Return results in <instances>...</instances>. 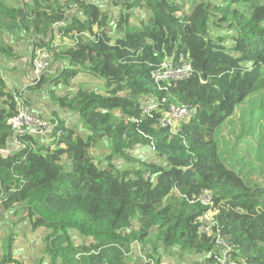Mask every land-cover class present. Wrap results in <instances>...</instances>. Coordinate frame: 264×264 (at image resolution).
Returning a JSON list of instances; mask_svg holds the SVG:
<instances>
[{"label":"trees","instance_id":"trees-1","mask_svg":"<svg viewBox=\"0 0 264 264\" xmlns=\"http://www.w3.org/2000/svg\"><path fill=\"white\" fill-rule=\"evenodd\" d=\"M181 1L0 0V55H14L7 37L17 33L30 39L32 60L41 49L59 67L24 90L31 97L53 82L46 139L14 133L16 104L0 79V216L22 214L33 232H48L51 264H130L139 244L147 264L168 262L164 254L217 264L212 237L200 233L207 209L192 203L205 191L234 263L264 264V0H195L190 11ZM179 55L191 77L157 85L154 72ZM81 75L103 87L74 88ZM171 104L198 113L161 127ZM228 125L242 129L233 158L221 152ZM102 142L106 166L93 155ZM11 144L17 150L2 154ZM13 239L0 264L17 263Z\"/></svg>","mask_w":264,"mask_h":264},{"label":"rangeland","instance_id":"rangeland-1","mask_svg":"<svg viewBox=\"0 0 264 264\" xmlns=\"http://www.w3.org/2000/svg\"><path fill=\"white\" fill-rule=\"evenodd\" d=\"M21 1L30 2V0H7L8 6H18ZM91 2L104 4L105 0H89ZM107 1V0H106ZM182 5H188L187 10H191L194 6L195 0H182ZM188 3V4H187ZM140 15H137L134 19L136 23H139L141 20ZM143 18V17H142ZM10 43L15 47L14 55H0V79L6 82L9 88H15L18 91L24 92L26 86L30 83V74L29 71L31 69L32 62V53L30 47V39L26 38V36H22L21 34L15 33L11 37H7ZM59 68V67H58ZM57 66L47 72L46 74L49 76L56 77L58 75ZM102 81L94 79L92 77H87L85 75L79 76L75 81H73L72 86L74 88H93L100 89L103 87ZM53 86V82L48 84L47 91H41L36 95H32L26 98L34 105V110H38L42 116L50 121L53 119V112L57 109V105L54 103L53 99L50 95V90ZM59 90V89H57ZM25 93V92H24ZM26 94V93H25ZM257 100L260 99V96L256 97ZM242 110H238L237 118L235 119L240 125L242 118L239 117L244 114L243 109H247L250 111V107L241 108ZM64 114V115H63ZM247 114V113H246ZM60 115L66 116L70 120V122L76 127V129L81 133V135L86 136V130L84 131V125L80 123L77 118H70V115H66L63 112H60ZM242 132L241 128H234L233 126L228 125L226 129L222 132L220 140L221 145H223L224 149L221 151L223 156H230L233 158V147L237 141V138L240 136ZM220 136V134H219ZM248 140L243 139L240 144V149L242 151L239 154L245 153L247 148ZM252 144V143H250ZM222 149V146H221ZM110 145L102 142L98 148L93 150V155L95 160L102 164L103 166L107 165V159L111 155ZM234 152L235 148H234ZM145 156V155H144ZM142 157V156H141ZM235 157V156H234ZM247 157V156H246ZM145 158V157H144ZM118 162L115 161V164ZM121 167L129 166L124 162L118 163ZM24 215L16 216L15 214H2L0 216V252L3 254L2 259L5 257V254H8L7 239L12 234L14 239L13 248L11 249V254L13 255V259L17 261L15 264H51V258L48 255L47 247H48V232L41 230L40 232H33L30 228L29 224L24 222ZM26 219V218H25ZM23 221V222H22ZM71 236L74 239H81L76 232H72ZM84 240V239H83ZM145 252L143 251L142 245H138L136 249L133 250V253L130 256V264H147ZM164 262L163 264H188L189 261H181L179 257H175L173 255L164 254L161 258ZM1 261V260H0Z\"/></svg>","mask_w":264,"mask_h":264},{"label":"built area","instance_id":"built-area-1","mask_svg":"<svg viewBox=\"0 0 264 264\" xmlns=\"http://www.w3.org/2000/svg\"><path fill=\"white\" fill-rule=\"evenodd\" d=\"M52 60L50 55L38 50L32 60V73L30 74V82L39 80L44 74L52 70ZM193 69L185 57L179 55L178 60L166 59L161 67L154 72L153 79L157 85H170L178 81L187 80L191 77ZM14 98L17 114L13 117L9 124L15 134L30 135L40 139H46L52 132L51 122L46 120L38 111L30 109L27 105L26 94L17 89L10 88ZM166 103V100H164ZM157 108L156 104H152L145 109L148 114L150 110ZM198 113L196 107L178 106L171 104L167 106L165 112L160 119L161 127L176 129L177 127L189 123ZM19 145L16 139L13 142ZM23 148V146H21ZM17 150V147L16 149ZM14 149H7L2 154H8ZM192 203L201 204L207 210L202 218V226L200 233L206 237H212L216 247L215 260L217 264H235L232 260L233 247L229 240L223 236L218 228L217 215L215 208L214 196L210 191H205L199 198Z\"/></svg>","mask_w":264,"mask_h":264},{"label":"crops","instance_id":"crops-1","mask_svg":"<svg viewBox=\"0 0 264 264\" xmlns=\"http://www.w3.org/2000/svg\"><path fill=\"white\" fill-rule=\"evenodd\" d=\"M32 73V67H31V69H30V71H29V74H31ZM9 149H16V147L15 146H13L12 144L9 146ZM2 252V251H1ZM0 252V260H2V253Z\"/></svg>","mask_w":264,"mask_h":264}]
</instances>
